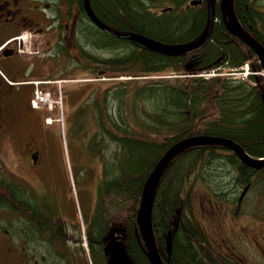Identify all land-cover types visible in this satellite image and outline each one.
Here are the masks:
<instances>
[{
    "label": "trees",
    "instance_id": "trees-1",
    "mask_svg": "<svg viewBox=\"0 0 264 264\" xmlns=\"http://www.w3.org/2000/svg\"><path fill=\"white\" fill-rule=\"evenodd\" d=\"M190 1L90 0V3L98 19L113 30L183 46L200 40L208 22L207 0L196 7H188ZM80 2L84 8V0ZM235 10L242 26L264 45V9L259 0H235ZM87 31V42L93 48L120 50L109 58L86 52V59L101 64L102 73L111 71L133 77L174 73L186 77L150 80L138 89L136 106L142 97L155 100L152 112L136 109L137 120L149 126V134L128 123L120 95L110 100H118L119 110L123 108L118 118H110L109 122L102 115L99 118L102 133L118 147L114 161L104 160L100 202L109 206L111 212L116 211L118 220L127 224L124 239L119 242L125 259L131 264H150L138 241L141 194L148 175L173 144L195 135L221 136L234 140L255 158L264 157V77L249 74L248 81L228 78L217 81L197 75L217 68L238 72L247 63L252 71L259 72L262 67L253 50L226 29L219 5L210 41L186 56L120 40L101 29ZM220 163L229 171L228 178L237 191L248 185L250 191L264 173V168L254 170L243 164L227 148L200 146L182 152L169 165L155 194L153 230L166 264L239 263L214 251L196 211L198 185L207 189L213 201L227 202L222 184L211 182V172L219 169L216 164ZM46 208L45 202L35 199L21 185L0 181V210H7L14 219L47 222L51 218Z\"/></svg>",
    "mask_w": 264,
    "mask_h": 264
},
{
    "label": "flooded vegetation",
    "instance_id": "flooded-vegetation-1",
    "mask_svg": "<svg viewBox=\"0 0 264 264\" xmlns=\"http://www.w3.org/2000/svg\"><path fill=\"white\" fill-rule=\"evenodd\" d=\"M87 30L99 28L80 0H0V147L24 148L32 166H41L47 143L55 138L43 117L58 114L60 109L58 105L51 110L33 107L35 91H49L51 97L60 99L63 113L75 114L81 109L85 97L80 99L81 85L77 83L82 82L87 68ZM71 82L76 84L71 87ZM70 103H74L71 108L64 107ZM98 165L101 171L92 181L94 188L88 187L91 211L81 220H68L57 189L63 179L52 177L55 201L41 200L47 204L51 220L21 219L15 231L0 232V264H131L119 247L127 224L100 202L104 161ZM201 203L204 208V199ZM196 211H200L198 206ZM239 212L236 209L234 214ZM203 216L209 224L220 218H214L212 209H206ZM200 223L214 251L225 255L214 246L212 226ZM138 241L144 247L141 237Z\"/></svg>",
    "mask_w": 264,
    "mask_h": 264
},
{
    "label": "rangeland",
    "instance_id": "rangeland-1",
    "mask_svg": "<svg viewBox=\"0 0 264 264\" xmlns=\"http://www.w3.org/2000/svg\"><path fill=\"white\" fill-rule=\"evenodd\" d=\"M259 5L264 9V0H259ZM87 51L98 58H109L120 50L110 51L88 46ZM245 66L242 72L236 74H228V70L221 68L215 71V75L208 77L248 81L245 72L248 68L250 72L251 64L250 67ZM86 67V73L81 76L82 82L77 83L81 85L80 99L85 97L81 109L75 114L63 113L61 100L55 98L57 99L55 105L60 106V109L59 115L53 114V117H58L61 121L53 125L55 138L47 143L44 151L45 159L41 166L30 164L24 155V148L20 150L0 147V181L4 179L20 184L35 199L47 202L48 199L54 200L51 178L63 179V183L57 188L59 202L64 206L67 218L71 221L81 220L82 215L91 211L89 209L92 201L88 187L94 188L95 184L92 181L100 174L101 168L98 162L114 161L113 157H116L118 152V147L104 135V132L102 133L99 122L101 115L105 122H109L110 118L117 119L118 112L123 111L122 107L119 110L118 100L110 101L111 98L120 95L121 105L125 104L128 123L136 130L140 129L149 134V126L141 119L137 120L136 109L138 107L146 112H152L155 100L142 97L139 98L136 106L137 91L150 80L159 78L174 80L177 77L174 73L151 77H133L128 74H114L111 71L102 73L101 64L88 59H86ZM177 78L186 79L184 76ZM69 84L72 87L76 83ZM70 100L73 101L72 96ZM71 105L74 103L64 107L71 108ZM142 117L141 114L140 118ZM216 167L219 169L212 170L211 182L222 184L223 190L226 191L227 202L219 204L213 201L207 194V189L203 185H198L195 191L198 210H200L198 216L204 225L212 226L215 232L213 236L216 239L214 246L218 251L224 252L231 259L239 262L238 264H264V173L258 176L259 183L247 193L240 212L234 214L237 209V202L234 199L239 197L243 188L237 191V186L231 178H228L229 171H226L222 163L216 164ZM58 173L63 176H59ZM212 185L216 187L214 183ZM201 199L205 201L204 208ZM206 209H212L214 218L217 215L220 217L216 218L219 222L210 220L209 224L203 216ZM16 222L17 220L8 214L7 210H0V232L5 233L7 230L12 232ZM229 226H232L234 231H231Z\"/></svg>",
    "mask_w": 264,
    "mask_h": 264
},
{
    "label": "water",
    "instance_id": "water-1",
    "mask_svg": "<svg viewBox=\"0 0 264 264\" xmlns=\"http://www.w3.org/2000/svg\"><path fill=\"white\" fill-rule=\"evenodd\" d=\"M208 2V22L205 34L200 40L189 45L172 46L142 34L138 33H122L105 25L94 14L90 0H84V5L90 20L104 32L120 40H128L138 44H145L150 47H155L165 50L176 56H186L193 52L202 49L211 39L214 24L216 22V7L219 5L222 21L226 29L236 38L245 43L256 54L264 72V45L257 41L251 34L242 26L235 10V0H207ZM203 0H191L189 6H199ZM166 10V9H164ZM200 146H219L233 151L239 160L254 170L264 168V157L255 158L244 150L237 142L230 138L210 135H195L184 138L173 144L165 154L160 158L152 172L145 180L141 202L139 206L137 225L145 247V253L150 264H166L158 250L156 238L153 230V208L155 202V194L157 188L168 169L169 165L185 150ZM36 158H34L35 160ZM250 188L246 186L238 200V211L242 206V202ZM170 252V250H168ZM122 254H124L122 252ZM121 257V256H120ZM119 257V258H120ZM128 263V262H127ZM126 263V264H127Z\"/></svg>",
    "mask_w": 264,
    "mask_h": 264
},
{
    "label": "built area",
    "instance_id": "built-area-1",
    "mask_svg": "<svg viewBox=\"0 0 264 264\" xmlns=\"http://www.w3.org/2000/svg\"><path fill=\"white\" fill-rule=\"evenodd\" d=\"M212 75H215V73H213V74H207L206 76H212ZM39 104H44V105H48V106L51 107L52 106V100L50 99L49 94H44V93L38 94L37 93V97L34 100V105L37 106ZM47 121L48 122H51L52 120L51 119H48Z\"/></svg>",
    "mask_w": 264,
    "mask_h": 264
},
{
    "label": "crops",
    "instance_id": "crops-1",
    "mask_svg": "<svg viewBox=\"0 0 264 264\" xmlns=\"http://www.w3.org/2000/svg\"><path fill=\"white\" fill-rule=\"evenodd\" d=\"M43 120H44V117H43ZM50 127L54 128V126H50Z\"/></svg>",
    "mask_w": 264,
    "mask_h": 264
},
{
    "label": "bare ground",
    "instance_id": "bare-ground-1",
    "mask_svg": "<svg viewBox=\"0 0 264 264\" xmlns=\"http://www.w3.org/2000/svg\"><path fill=\"white\" fill-rule=\"evenodd\" d=\"M219 73V72H218Z\"/></svg>",
    "mask_w": 264,
    "mask_h": 264
}]
</instances>
